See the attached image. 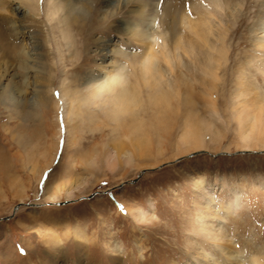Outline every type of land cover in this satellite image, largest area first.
Here are the masks:
<instances>
[{"label":"rangeland","instance_id":"obj_1","mask_svg":"<svg viewBox=\"0 0 264 264\" xmlns=\"http://www.w3.org/2000/svg\"><path fill=\"white\" fill-rule=\"evenodd\" d=\"M39 1L38 16L26 9L12 14L10 8H18L14 2L0 10L7 33L13 23L25 27L22 37L8 40L17 46L14 51L5 55L7 48L0 49V264H227L225 250L213 244L215 232L235 249L240 264L253 259L264 264V142L254 140L261 129L256 119L263 114L252 109L250 119L238 121L226 77L216 116L203 106L198 89H193L190 117L182 109L174 113L153 104L144 89L141 109H151L138 114L142 127L133 125L130 115L110 120L101 113L90 122L87 112L93 106L86 105L80 127L65 122L74 110L68 100L65 111L56 105L60 79L84 97L86 79L98 74L100 61L105 73L123 64L130 76L146 48L119 30L124 22H135L134 2L72 0L75 8L81 5L77 2H89L85 22L93 31L80 33V39L73 30L74 47L67 49L57 15L46 13L48 0ZM211 1L150 0L148 32L171 46L172 29L179 27L183 39L188 33L164 16V8L178 3L185 8L180 14L193 20L192 7L214 10ZM231 2L243 6L237 23L222 17L234 21L226 41L231 48L227 71L251 48L247 30L262 0ZM20 49L29 58L16 54ZM44 76L55 89L50 102L40 103L37 91H43ZM253 82L264 98L263 78ZM173 102L172 97V107ZM200 119L210 130L202 138L191 137ZM117 146L124 152L116 154ZM196 182L206 199H200ZM208 200L215 214L203 220L201 207Z\"/></svg>","mask_w":264,"mask_h":264},{"label":"bare ground","instance_id":"obj_2","mask_svg":"<svg viewBox=\"0 0 264 264\" xmlns=\"http://www.w3.org/2000/svg\"><path fill=\"white\" fill-rule=\"evenodd\" d=\"M113 1L114 0L111 2ZM122 1L123 2L119 1L117 4L122 6L134 2V9H131L130 13L134 17L135 22L132 25L124 22L122 28L119 30L122 35L128 36L133 42H138L141 43V45H144L146 51L143 50V53L137 56L134 67L136 71L135 73L130 76L125 74V79L109 85L105 91H103L96 100L91 103H85L84 97L80 98L78 95L76 96L75 91L71 90L73 88L68 87V85L63 83V80L60 79V100L58 101L60 104L56 102V105H59L58 107H61L60 109L65 111L67 105L66 101L68 100L69 103L67 106L74 110L73 118H66L65 122L80 127L84 121V118L81 117L82 115L80 111L83 106L86 105L93 106V111L87 112L88 116L86 120L89 119L90 122L97 121L99 114L101 113L105 118L108 117L110 120H113V117L117 118V115H130L135 116L133 119V125L138 123L137 126L142 127L143 119L139 117L138 114L140 112H147L151 109L150 106L141 109V94L144 89L149 91L147 97L153 102V104L159 105L162 109L171 108V112L174 113L182 109L184 110V114L188 116L189 113L191 114L193 111V102H196L193 100V89H198L201 95H203V106L208 109L211 116H216V106L218 104L217 94H219L220 91L224 94V85L226 86V77H228V84L230 86L226 91L236 99V102L234 103L236 119L244 122L247 121L248 118L250 119V110L256 109L260 111L263 114V118L262 120L257 118L256 124L260 125L261 129L257 130L258 135L254 140L261 138L259 141L264 142V98L262 94L257 91L258 89L254 86L253 82V80H255V82L256 80H259V76L264 80V69L261 70L256 67L257 64L264 66V0H262L260 4V9L256 14L255 20L247 30V39L251 48L243 51L241 57H237L235 61L233 60L234 65L230 71H227V62L230 60L229 50L231 48L226 41L228 39V33H231L229 31L234 32V30H231V25L234 21H231L232 24H229L223 21L224 19H222V17H225V19L227 17L232 20L234 19L235 23H237L235 18L237 16L235 15L237 13L239 14L243 2L229 3V0H221V3H219V0H212L214 1L215 9L205 12L201 11V9L197 8L195 5V7H192V4L191 7L193 8L194 13L197 14L196 19L193 20L189 18L191 16H189V14V17L180 14L182 13V9L185 10L182 4L183 8L179 7L180 9L177 7L178 3L177 5L168 4L164 8V16L171 18V22L177 26H179L180 23L185 27V32L187 31L188 33L186 38L184 37L183 39L178 35L179 33H182V31L178 32L179 27L177 29H172L175 34L172 45L170 46V44L165 43L160 34L155 35V33L148 32L150 27L147 21V13L151 10L149 9L150 0ZM6 2L11 4L14 2V4H18V8H10L11 13L12 11L15 13L16 10L19 11L20 9H26L31 14L38 16L41 11L39 0H0V10L5 9L4 6ZM48 2L46 13L57 15L55 21L60 24L58 31L60 32L61 38L67 49L74 47L75 39L72 32L75 31V35H79L81 39L80 33L83 32L84 34L85 31H88L87 34H89L91 30L93 31V28L91 29V26L87 27L85 22L86 15L90 12L89 2H87V4L85 2V4L83 2H77V4H81L78 8H75L76 1L72 0H48ZM77 9L81 12H75ZM183 12L185 13V11ZM82 13H85V16H83ZM12 19L15 20L13 17ZM22 28L25 27L19 23H13V25L10 26L9 33H7L8 28L3 29L0 25V46L2 44L0 49L3 50L2 47L7 48L5 55H7V51H14V49L17 48V46L14 47L8 40L11 38L15 39L22 37L24 34ZM80 41L82 43V40ZM255 52H257V56H254ZM16 54L26 55V52L23 50L21 51L20 49L18 52L16 51ZM118 54H120V52H118ZM28 55H26L27 58H29ZM185 60L188 61V63H186ZM96 68L98 74H95L94 76L90 75V77L88 76V79H86L87 85L100 80L109 73L104 72L107 67L104 65L103 61H100ZM42 81L45 85L44 88H42L43 91L41 90L42 93L37 91V98L40 103H47L51 100H48L47 98L52 96L55 88L50 77L46 80L44 76ZM172 97L175 99L173 107L170 103ZM109 113L113 116L111 117ZM204 122L205 121L200 119V122L194 124L189 135L194 138H202L206 136L205 133L209 132L210 129L208 124H205L207 122ZM197 142L199 143L196 139L195 143ZM135 147L137 146L135 145ZM139 149L140 148L137 150ZM122 151L121 146L115 150L116 154H120ZM196 189L198 190L200 199H206L207 193L203 192V188L198 182H196ZM210 207V201H205L203 207H201L204 210L201 219L208 220L214 218L215 213L212 212L213 210H211ZM138 219L143 220V217L138 216ZM211 237L214 246L221 247V250H225L221 252L227 261V264H240L237 255H234L236 251L231 244L226 240L224 241L226 243L222 242L224 239L221 233L216 234L215 232ZM208 256L209 254H204V258ZM251 263L258 264V261L253 259Z\"/></svg>","mask_w":264,"mask_h":264},{"label":"clouds","instance_id":"obj_3","mask_svg":"<svg viewBox=\"0 0 264 264\" xmlns=\"http://www.w3.org/2000/svg\"><path fill=\"white\" fill-rule=\"evenodd\" d=\"M126 66L123 64H118L113 68L109 73H107L100 80L92 82L88 85H85L82 89V93L85 98V103H91L96 100V98L103 92L105 89L122 79H125Z\"/></svg>","mask_w":264,"mask_h":264},{"label":"water","instance_id":"obj_4","mask_svg":"<svg viewBox=\"0 0 264 264\" xmlns=\"http://www.w3.org/2000/svg\"><path fill=\"white\" fill-rule=\"evenodd\" d=\"M17 207H18V206H17ZM17 207H15L14 210L17 209Z\"/></svg>","mask_w":264,"mask_h":264}]
</instances>
